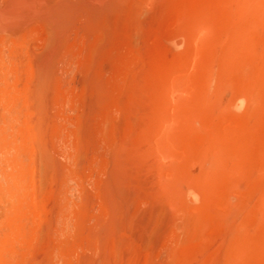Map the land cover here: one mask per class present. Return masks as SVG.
<instances>
[{
    "label": "rangeland",
    "instance_id": "obj_1",
    "mask_svg": "<svg viewBox=\"0 0 264 264\" xmlns=\"http://www.w3.org/2000/svg\"><path fill=\"white\" fill-rule=\"evenodd\" d=\"M43 1L0 45L36 186L0 264H264V0Z\"/></svg>",
    "mask_w": 264,
    "mask_h": 264
},
{
    "label": "bare ground",
    "instance_id": "obj_2",
    "mask_svg": "<svg viewBox=\"0 0 264 264\" xmlns=\"http://www.w3.org/2000/svg\"><path fill=\"white\" fill-rule=\"evenodd\" d=\"M6 1L7 0H5V2ZM43 2H44L43 0H8L6 2L7 5L4 4L6 6L2 5L3 7H0V45H3L4 40L7 39V38H5V37H8V36H6L7 33H10V32H13V31H16V32L19 31L20 30L19 25H21L22 23L23 24L25 23L24 22L25 20L24 21L22 20V19H24V16H26V14L28 12L30 13V11H33L32 9L34 7L42 5ZM1 3H3V2H1ZM45 3H46V5L48 4L47 2H44V4ZM21 10H24V11L22 12ZM30 14H34V13H30ZM50 17L52 18L53 16H50ZM54 19H55V17H54ZM27 22L29 24L30 21L27 20ZM25 24L28 26L27 23H25ZM29 26H30L29 29L33 28L32 27L33 24L32 25L30 24ZM10 28H11V31L9 30ZM31 31H32V29H31ZM34 32H36V31H34ZM52 32H53V30H52ZM28 34L29 35H27V33H24V36H26V35L30 36V34H32V32L31 33L28 32ZM13 35H14V32H13ZM32 36L34 37V35H32ZM13 38L11 39V42H10L11 46H12V43H13L12 42ZM54 38H56V36ZM27 39L29 40V37H27ZM17 40H19V39H17ZM29 41H31L32 43L34 42L33 39L29 40ZM49 41L50 40H48V42ZM8 43L9 42H7V44ZM16 43L17 42H15L14 44H16ZM4 45H6L5 42H4ZM16 45H15V49L17 48ZM8 46H10V45H7V48H8ZM23 46H24V44H23ZM18 47L20 48L21 46L18 45ZM11 48L9 49V51L11 50ZM4 50H6V48H3V50H0V199L6 202L7 207H6L5 211H4V213L2 212L3 213V217H2V220H0V221H2L1 224H0V230L5 232V234H6L7 229H9V228L8 227L4 228V221H6L7 219L9 220L13 215H14V218L16 216L17 218L20 219V221H21V219L23 221V218L25 217L23 209H24L25 204L27 203L28 194L29 193H34V188L36 189V186L33 188L31 186L34 185V184H30L32 182V178H33L32 176L35 177V174L33 175V171H30V173H28V171H29L28 170L29 169L28 168V164H27V162H26V160L24 158V155H27L28 153L27 154H23L22 153L23 150L21 151V149L18 148L19 147V143H18V137L16 135V131H15L16 129L13 128V129H15L14 130L15 134L12 133L13 131L11 132V128L14 125H16V124H19L18 123V119H19V117L22 116V115L20 116L22 111L18 107L20 105L19 104L20 103L19 102L20 99H19V97L17 95H19V94L15 93L13 91L12 92H8L7 91V88H8V85H7L8 74L10 73L11 70H17L16 63L14 62V61H16L17 58L16 57L13 58V55H10V54L7 55L8 49L6 50V53H5L6 55H5L4 54V52H5ZM19 51H21V50H19ZM20 53L14 54V55L15 56L21 55ZM7 56L9 58L12 56L11 59H15V58L16 59L14 61L13 60L10 61V60L7 59ZM19 58H20V56H19ZM19 60H21V58ZM19 60H17V61L19 62ZM6 85H7V87H6ZM242 96H243V94L241 95L240 99H243ZM234 104L235 103H233V106H234ZM21 143H22V141H21ZM35 143H36V146H37V142L35 140H34V145L33 146H35ZM28 156H29V154H28ZM33 169L36 170V167L33 168ZM30 187H31V189H30ZM33 199H34V197H33ZM5 202H4V204H5ZM16 221H17V219H16ZM15 224H18V222L15 223ZM18 227H20V226L18 225ZM20 230H22V229H20ZM21 232H23V231H21ZM15 233H16V231H15ZM0 234H2V233H0ZM12 235H14V234H12ZM10 236L11 235L8 236L9 239H10ZM8 237H7V239H8ZM17 239H18V237H17ZM7 241H9V240H6L5 243ZM5 246H6V244H5ZM5 246L2 249H4ZM10 247H11V245H10ZM1 252H2V250H1ZM8 253H10V252H8ZM1 261H2V259L0 260V262Z\"/></svg>",
    "mask_w": 264,
    "mask_h": 264
}]
</instances>
